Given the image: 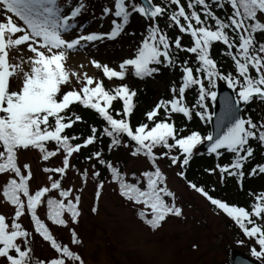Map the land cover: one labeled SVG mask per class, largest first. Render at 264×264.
<instances>
[{
	"label": "snow or ice",
	"instance_id": "obj_1",
	"mask_svg": "<svg viewBox=\"0 0 264 264\" xmlns=\"http://www.w3.org/2000/svg\"><path fill=\"white\" fill-rule=\"evenodd\" d=\"M137 35L118 64L96 58L100 44ZM133 78L168 82L145 107ZM221 82L230 93L218 95ZM205 155L214 165L203 173L221 185L243 191L264 176V0H0V208L10 209L0 212V264H85L72 246L83 245L89 187L92 214L110 185L152 231L184 219L170 170L264 264V190H248L247 206L210 194L216 184L188 175Z\"/></svg>",
	"mask_w": 264,
	"mask_h": 264
},
{
	"label": "rangeland",
	"instance_id": "obj_2",
	"mask_svg": "<svg viewBox=\"0 0 264 264\" xmlns=\"http://www.w3.org/2000/svg\"><path fill=\"white\" fill-rule=\"evenodd\" d=\"M96 27L95 24L92 25ZM108 28V25L106 29ZM99 47V46H98ZM130 50L99 47L97 59L109 62L110 66ZM86 55V54H85ZM76 63H86L85 57L76 58ZM90 74L99 75L98 70L87 66ZM152 87L162 88L159 80L149 83ZM148 95V94H147ZM143 161L129 159L130 169L140 168ZM169 186L175 190L178 204L183 206L184 219L169 218L155 232L142 226L134 212L106 185L100 199L98 214H92L89 208L93 202V191L89 187L83 197V218L77 231L83 239L78 246L87 264H230L229 252L238 250L250 254L247 241L237 243V237L230 233L226 218L214 213L212 206L198 193L187 188L184 181L168 171ZM219 188V186H216ZM261 187L258 186L259 190ZM230 191L235 193L233 187ZM227 196V195H226ZM10 212L8 208H0ZM68 237L65 229H60ZM193 244L197 247L194 249ZM37 252L47 254V244H37Z\"/></svg>",
	"mask_w": 264,
	"mask_h": 264
},
{
	"label": "trees",
	"instance_id": "obj_3",
	"mask_svg": "<svg viewBox=\"0 0 264 264\" xmlns=\"http://www.w3.org/2000/svg\"><path fill=\"white\" fill-rule=\"evenodd\" d=\"M138 28H136L135 30H137ZM143 97V96H142ZM139 115V114H138ZM121 155V163H126L128 164V158L126 156H124L123 153L120 154ZM260 158L259 155L256 156V160H258ZM213 163V160L211 158H206V157H200V158H197L193 163H192V167L190 169V172H189V177L190 178H195V179H198L201 183H204L206 185H211L213 184L214 180L216 179V176L215 175H212V176H209L205 173H203V167H206V166H211V164ZM201 175V176H200ZM247 183L250 184V186H255L257 187L259 182L257 180H254V181H251V178H248L246 181H245V185L247 186ZM253 184V185H251ZM235 186V184L233 182H230L228 181V183L225 184V186H227L228 188H230L231 186ZM264 186V185H263ZM262 186V187H263ZM224 192V191H223ZM217 194H221V191L218 192ZM230 198H231V201H236V202H239V203H242L244 205H249L251 203V199L246 197L245 195L241 198V199H238V197L236 195H230ZM239 200V201H238ZM227 227L231 230V232L241 238V240H243L242 238H244V236L242 235V232L241 230L238 228V226H235L234 223L231 221V220H228L227 221ZM64 242V241H63Z\"/></svg>",
	"mask_w": 264,
	"mask_h": 264
},
{
	"label": "water",
	"instance_id": "obj_4",
	"mask_svg": "<svg viewBox=\"0 0 264 264\" xmlns=\"http://www.w3.org/2000/svg\"><path fill=\"white\" fill-rule=\"evenodd\" d=\"M229 89L227 88V90H223L221 88L220 92H219V96H223L225 95L224 91L230 93L228 91ZM217 111H219V108H217ZM229 260L231 262V264H258V262L250 259L247 255L241 253V252H238V251H233L230 256H229Z\"/></svg>",
	"mask_w": 264,
	"mask_h": 264
},
{
	"label": "bare ground",
	"instance_id": "obj_5",
	"mask_svg": "<svg viewBox=\"0 0 264 264\" xmlns=\"http://www.w3.org/2000/svg\"><path fill=\"white\" fill-rule=\"evenodd\" d=\"M81 58H84V55H81Z\"/></svg>",
	"mask_w": 264,
	"mask_h": 264
}]
</instances>
